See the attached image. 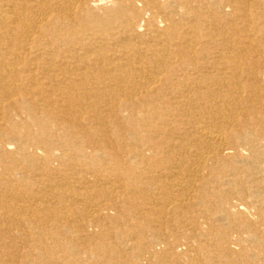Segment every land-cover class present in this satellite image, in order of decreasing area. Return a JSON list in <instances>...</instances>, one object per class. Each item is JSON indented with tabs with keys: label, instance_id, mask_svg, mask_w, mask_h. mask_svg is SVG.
Segmentation results:
<instances>
[{
	"label": "bare ground",
	"instance_id": "6f19581e",
	"mask_svg": "<svg viewBox=\"0 0 264 264\" xmlns=\"http://www.w3.org/2000/svg\"><path fill=\"white\" fill-rule=\"evenodd\" d=\"M0 264H264V0H0Z\"/></svg>",
	"mask_w": 264,
	"mask_h": 264
}]
</instances>
